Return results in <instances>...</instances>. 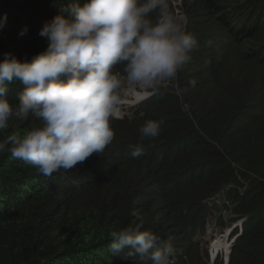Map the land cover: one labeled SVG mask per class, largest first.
Here are the masks:
<instances>
[{"label": "trees", "instance_id": "obj_1", "mask_svg": "<svg viewBox=\"0 0 264 264\" xmlns=\"http://www.w3.org/2000/svg\"><path fill=\"white\" fill-rule=\"evenodd\" d=\"M85 2L0 0V61L5 53L31 61L47 48L44 23ZM181 5L198 47L174 81L111 120L103 153L50 177L0 154V264H138L111 254L109 234L141 221V231L171 240L172 264H210L203 239L209 223L225 224L223 210L240 220L226 264H264V0ZM22 89L9 85L13 107ZM148 119L164 123L141 141ZM40 125L12 118L0 141ZM137 143L145 152L133 158Z\"/></svg>", "mask_w": 264, "mask_h": 264}, {"label": "clouds", "instance_id": "obj_2", "mask_svg": "<svg viewBox=\"0 0 264 264\" xmlns=\"http://www.w3.org/2000/svg\"><path fill=\"white\" fill-rule=\"evenodd\" d=\"M66 11L67 16L57 15L41 28L39 35L47 40L43 52L25 62L5 53L0 61V132L12 118L31 115L41 121L24 135H7L0 141V154L10 152L47 177L103 153L114 139L110 122L120 115L125 98L159 92L177 78L198 47L170 0H86ZM6 20L7 14L0 18V28ZM222 55L218 50L217 59ZM15 81L23 89L13 107L6 94ZM163 123L146 120L139 129L141 141L157 138ZM144 152L142 143L129 145L133 158ZM142 225L111 231V254L138 264H172L171 240L141 231ZM232 227L226 228V236Z\"/></svg>", "mask_w": 264, "mask_h": 264}, {"label": "rangeland", "instance_id": "obj_3", "mask_svg": "<svg viewBox=\"0 0 264 264\" xmlns=\"http://www.w3.org/2000/svg\"><path fill=\"white\" fill-rule=\"evenodd\" d=\"M181 4H182V1H181ZM182 12H183V10H182ZM131 99H132V97H126L125 98V103L121 106L119 117H121L123 115V113L127 110V108L131 107L129 105ZM222 214L224 215L225 224L222 227H218L214 222L209 223L208 228H207V234L203 239V243L204 244L206 243V248L208 251V258H209L210 264L213 262V260L216 258V256H218V258H221L223 260V264L225 263L226 253L223 252V248L226 247V242H227V244H230V243L232 244L231 241L233 238H229L230 235L226 236L224 234V232L226 231V228H228V227H232L234 225H236L238 227V223H239V220H235V221L230 220V218L234 215L230 211H224L223 210ZM224 235H225V237H223ZM211 244H212V248L214 250L217 249L219 251V249H222L215 255V257L213 259H211V253L214 254L213 250L211 249ZM230 249H231V247H230Z\"/></svg>", "mask_w": 264, "mask_h": 264}, {"label": "built area", "instance_id": "obj_4", "mask_svg": "<svg viewBox=\"0 0 264 264\" xmlns=\"http://www.w3.org/2000/svg\"><path fill=\"white\" fill-rule=\"evenodd\" d=\"M181 1L182 0H171V2L173 4V7H174V13H176V14L184 17L185 20H186V17L184 15V13L182 12ZM149 96L142 97V98H138V97L133 96L132 99H131V101H130V103H129V105H137L140 102H142L143 100H145L146 98H148Z\"/></svg>", "mask_w": 264, "mask_h": 264}, {"label": "water", "instance_id": "obj_5", "mask_svg": "<svg viewBox=\"0 0 264 264\" xmlns=\"http://www.w3.org/2000/svg\"><path fill=\"white\" fill-rule=\"evenodd\" d=\"M224 234H225V232H224ZM225 236V235H224ZM234 239V238H233ZM233 239H232V241H233ZM231 241V242H232ZM231 243L230 244H228V247H227V254L225 255V263L224 264H226L227 263V260H228V254H229V252H230V247H231ZM214 255H212V257H213ZM214 258V257H213ZM213 258H211V259H213ZM212 262V261H211Z\"/></svg>", "mask_w": 264, "mask_h": 264}, {"label": "bare ground", "instance_id": "obj_6", "mask_svg": "<svg viewBox=\"0 0 264 264\" xmlns=\"http://www.w3.org/2000/svg\"><path fill=\"white\" fill-rule=\"evenodd\" d=\"M223 237H225V236H223ZM217 245V244H216ZM227 247H228V244H227V242H226V247L225 248H223V252L224 253H226L227 254ZM211 249L213 250V252L215 253L216 251H217V253L220 251V250H222V249H219V251L217 250V249H213L212 248V244H211Z\"/></svg>", "mask_w": 264, "mask_h": 264}]
</instances>
